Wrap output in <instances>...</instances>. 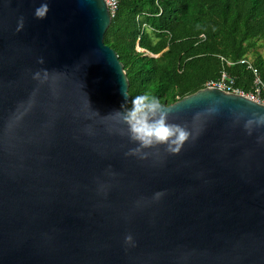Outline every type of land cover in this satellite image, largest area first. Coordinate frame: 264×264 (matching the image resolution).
I'll return each instance as SVG.
<instances>
[{"label":"water","instance_id":"1","mask_svg":"<svg viewBox=\"0 0 264 264\" xmlns=\"http://www.w3.org/2000/svg\"><path fill=\"white\" fill-rule=\"evenodd\" d=\"M41 2L0 0V264H264V106L205 88L165 106L178 155L126 156L105 0Z\"/></svg>","mask_w":264,"mask_h":264},{"label":"trees","instance_id":"2","mask_svg":"<svg viewBox=\"0 0 264 264\" xmlns=\"http://www.w3.org/2000/svg\"><path fill=\"white\" fill-rule=\"evenodd\" d=\"M118 1L105 43L124 66L130 100L150 92L173 106L223 73L235 78L236 89L250 93L253 76L240 62L252 56L264 80V54L258 51L264 47V0Z\"/></svg>","mask_w":264,"mask_h":264},{"label":"clouds","instance_id":"3","mask_svg":"<svg viewBox=\"0 0 264 264\" xmlns=\"http://www.w3.org/2000/svg\"><path fill=\"white\" fill-rule=\"evenodd\" d=\"M49 11L48 0H42L40 6L35 9L34 15L37 19H46ZM23 28L24 17L21 16L17 31ZM39 63H44L43 58L39 60ZM180 66L183 65H179V74H181ZM34 78L40 79L41 72L37 71L34 74ZM43 78L45 80L48 78L47 70H44ZM124 95L127 101L129 97L128 91ZM129 103L130 106L127 104L122 105V110L114 111L107 116H103L105 119L114 120L119 125L117 130L120 135L127 136L130 142L136 145L125 153L126 156H134L141 160H146L154 155V152L151 150H159L161 146H163L168 154L178 155L187 142L195 140L199 136V131H196L194 134V131L187 125L170 122L171 109L166 108L160 99L150 92L132 97ZM208 111L213 112L215 109H209ZM200 115L201 113H197L195 119H198ZM257 123L264 124V116L259 117ZM251 124L252 121H249L246 127H250ZM112 130V128L108 129L109 132ZM163 194L162 192L157 193L156 197L159 198ZM131 239V236L126 237V240Z\"/></svg>","mask_w":264,"mask_h":264},{"label":"built area","instance_id":"4","mask_svg":"<svg viewBox=\"0 0 264 264\" xmlns=\"http://www.w3.org/2000/svg\"><path fill=\"white\" fill-rule=\"evenodd\" d=\"M106 5L109 9V12L114 19L119 10V1L118 0H105ZM201 42L206 41V37L203 36L200 38ZM247 65L248 70L252 73L253 76V89L250 93H245L241 90L235 88V79L228 73H224L222 78L217 82H210L207 84L206 88H214L221 90L227 93H232L248 98L249 100L258 103L264 106V80L261 78L259 70L250 62H243ZM230 67L235 68L236 65H230ZM180 73H184V67L180 66Z\"/></svg>","mask_w":264,"mask_h":264},{"label":"crops","instance_id":"5","mask_svg":"<svg viewBox=\"0 0 264 264\" xmlns=\"http://www.w3.org/2000/svg\"><path fill=\"white\" fill-rule=\"evenodd\" d=\"M245 62V61H244ZM246 62H250V63H252L256 68H257V66L255 65V63H254V61L251 59V58H248L247 60H246ZM240 63H243V62H240ZM232 65H236V64H232ZM258 69V68H257ZM259 70V69H258ZM230 75V74H229ZM261 75V74H260ZM262 78V77H261ZM235 79V78H234ZM263 79V78H262ZM235 84H236V81H235Z\"/></svg>","mask_w":264,"mask_h":264},{"label":"rangeland","instance_id":"6","mask_svg":"<svg viewBox=\"0 0 264 264\" xmlns=\"http://www.w3.org/2000/svg\"><path fill=\"white\" fill-rule=\"evenodd\" d=\"M262 44H264V41H262L260 45H262ZM258 51H259L260 53L264 54V47L261 48V49H258ZM250 58H251L252 60L254 59L253 56L250 57Z\"/></svg>","mask_w":264,"mask_h":264}]
</instances>
